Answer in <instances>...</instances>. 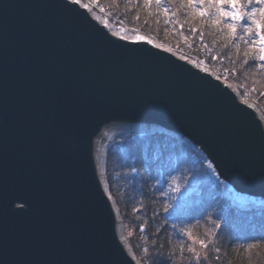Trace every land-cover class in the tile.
Wrapping results in <instances>:
<instances>
[{
    "label": "water",
    "instance_id": "obj_1",
    "mask_svg": "<svg viewBox=\"0 0 264 264\" xmlns=\"http://www.w3.org/2000/svg\"><path fill=\"white\" fill-rule=\"evenodd\" d=\"M110 125L185 142L264 204V129L223 81L76 1L0 0V264H138L96 164Z\"/></svg>",
    "mask_w": 264,
    "mask_h": 264
},
{
    "label": "trees",
    "instance_id": "obj_2",
    "mask_svg": "<svg viewBox=\"0 0 264 264\" xmlns=\"http://www.w3.org/2000/svg\"><path fill=\"white\" fill-rule=\"evenodd\" d=\"M182 2L97 0L139 33L183 47L191 56L224 70L264 106L260 53L254 47L245 57L252 40L245 43L239 39L244 36L241 25L246 18L232 37L223 24L227 18L214 22L217 10L208 6V0L195 4V13ZM240 4L245 12L258 8L255 0L252 4L240 0ZM155 22L157 29H153ZM260 24L264 31V22ZM251 34L256 37L255 31ZM105 176L131 248L136 256L142 254L147 264H192L197 255L201 264H264V210L232 206L230 195L214 181L208 165L178 139L162 133L119 135L107 151ZM251 223L256 225V236L250 235ZM211 235L208 246L199 249L197 241ZM213 247L219 253L217 258Z\"/></svg>",
    "mask_w": 264,
    "mask_h": 264
},
{
    "label": "bare ground",
    "instance_id": "obj_3",
    "mask_svg": "<svg viewBox=\"0 0 264 264\" xmlns=\"http://www.w3.org/2000/svg\"><path fill=\"white\" fill-rule=\"evenodd\" d=\"M72 1H76L77 0H72ZM81 7L85 8V10L89 13V15L91 17H93L98 23L104 25L110 33H112L113 35H116V36H120L119 35V32L118 30H115L113 31V29H111V24L106 20L104 19L100 14L94 12L93 10L89 9L88 7H86L82 2H77ZM137 37H143L142 40L146 41L148 43L149 40H151L150 38L148 37H145V36H133L132 39L130 40H137ZM151 44L152 46H155V47H159L161 49H164V50H167V51H170L171 53H173L174 55H176L177 57L187 61L189 64L193 65L194 67L200 69L201 71H204V72H207L209 73L211 76H213L214 78H217L221 81H223L228 87L229 89L234 93V95L236 96V98L243 104H245L246 106H248L250 109H252L257 117L260 119L261 123H262V126H263V129H264V115L261 113V111L258 109L257 106H255L253 103L249 102L247 99H245L241 92L239 91V89H237L235 86H233L232 84L228 83L227 81L225 80H222L221 78H219L215 73L213 72H209L208 70L204 69V68H201V66H198L193 60L187 58V57H184V56H181L177 53H175L174 51H171L170 49H168L167 47H164L162 45H159L157 44L155 41L151 40ZM149 130H152V129H149V128H146L144 126H137V125H110V126H107L104 131L102 132V134L99 136V139H98V142H97V145H96V164H97V168H98V171L101 175V180L103 182V186L106 185L105 183V180H104V165H105V156L107 154V151L111 145V143L113 142V140L118 137L119 135L121 134H124V133H128V132H144V131H149ZM106 187V186H105ZM109 193V192H108ZM121 235H122V241L123 243L125 244V246L127 247V249L131 252V254L133 255V257L135 258L136 262L138 264H143L132 252V249L129 245V242L126 238V235H125V232H124V227L122 228L121 227ZM123 232V233H122Z\"/></svg>",
    "mask_w": 264,
    "mask_h": 264
},
{
    "label": "rangeland",
    "instance_id": "obj_4",
    "mask_svg": "<svg viewBox=\"0 0 264 264\" xmlns=\"http://www.w3.org/2000/svg\"><path fill=\"white\" fill-rule=\"evenodd\" d=\"M84 4H87V2H89L90 4H88L91 9L100 14L104 19H106L110 24H111V29H113V31L118 30V32L120 33V36H122L123 38H127V39H132L133 36H145L144 34L139 33L137 30H135L133 27H131L130 25L126 24L125 22H123L122 20L114 17L109 11H106L104 8H102L98 3L97 0H79ZM183 7H186L189 9V11L191 13H195L196 7L195 5H188L186 0H183L182 2ZM258 8H264V2L259 3L258 4ZM156 9H158V6H156ZM155 13V12H154ZM256 19L260 22L263 21L264 22V16H262L259 12L256 13ZM248 24H251V21L248 20L246 18ZM229 21L228 20H223V24L226 25ZM157 22H155V25L153 26V29H157L158 26L156 25ZM244 36L246 38L247 41H251L253 39H255L256 37L254 35L250 34H246L244 33ZM145 37L150 38L151 40L155 41L157 44L162 45L164 47H167L168 49H170L171 51H174L175 53L187 57L193 61H195L196 59H202L201 61H204V63H206L209 66V69H211L213 71V73H215L219 78L224 79L225 81H227L228 83L232 84L233 86H235L237 89H239V91L241 92L242 96L247 99L249 102L253 103L255 106L258 107V109L261 111V113L264 115V106L262 104H260L255 98L252 97V95L245 90L242 86H240L239 84L233 82L231 80L230 77H228V74L224 71V70H220L218 67H213L211 63L207 62L204 58L202 57H198V56H191L188 52H186V50L183 47H173L171 45H166L165 43L163 44L162 41L160 40H155L153 38H151V36L146 35ZM164 38H167L164 36ZM228 77V78H227ZM105 168V165H104ZM104 177L106 180V176H105V169H104ZM107 184V181H106ZM213 239V235H211L208 239L205 238H201L197 241V246L199 249H203L205 248L203 245H206V247L208 246V241ZM212 253H213V257L217 258L219 253H217V250L213 247V249L211 248ZM143 255L141 254L140 256H137V258L143 263V264H147L143 259H142ZM192 264H201L199 263V261L194 260Z\"/></svg>",
    "mask_w": 264,
    "mask_h": 264
},
{
    "label": "snow or ice",
    "instance_id": "obj_5",
    "mask_svg": "<svg viewBox=\"0 0 264 264\" xmlns=\"http://www.w3.org/2000/svg\"><path fill=\"white\" fill-rule=\"evenodd\" d=\"M79 2V0H77ZM150 2V0H149ZM205 0H187L188 5H195L199 3L200 5H203ZM264 0H255L256 4L262 3ZM156 3L159 4L160 0H156ZM253 0H248V4H252ZM208 6L213 7L217 10L216 15L214 17V22L216 24H219L221 20L224 18L228 19V23L225 25V27L229 31V35L232 37H235L237 25L241 20H244L247 18L251 21V24L245 23L244 25H241L243 32L246 34L253 33L255 31L256 37L258 39H254L251 41V44L249 45L248 51L244 53L245 57L248 56L249 52L252 51V49L255 47L258 52L260 53L258 56V60L261 62L258 67L261 69H264V31L261 30V24L256 19V13L259 12L262 16H264V8H256L253 7L250 12H245L242 10L240 0H208ZM226 6V7H225ZM167 11V9H165ZM201 15H204V10L202 9L200 12ZM195 31V29H193ZM143 37H137V40H142ZM186 39V38H185ZM201 39L203 37L201 36ZM240 40L244 41L245 43H248V41L244 40V36L239 37ZM148 43H151V40L148 41ZM217 57H213V59H216ZM247 63V61H245ZM187 235L189 237L191 236V233L188 232ZM202 246L206 247V245ZM190 251H194L193 249H190ZM200 257L197 255V261H199Z\"/></svg>",
    "mask_w": 264,
    "mask_h": 264
},
{
    "label": "built area",
    "instance_id": "obj_6",
    "mask_svg": "<svg viewBox=\"0 0 264 264\" xmlns=\"http://www.w3.org/2000/svg\"><path fill=\"white\" fill-rule=\"evenodd\" d=\"M199 63H200L201 65H205L202 61H199Z\"/></svg>",
    "mask_w": 264,
    "mask_h": 264
}]
</instances>
